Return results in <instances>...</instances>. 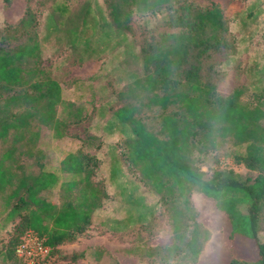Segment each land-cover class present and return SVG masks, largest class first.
Returning <instances> with one entry per match:
<instances>
[{
    "label": "trees",
    "instance_id": "16d2710c",
    "mask_svg": "<svg viewBox=\"0 0 264 264\" xmlns=\"http://www.w3.org/2000/svg\"><path fill=\"white\" fill-rule=\"evenodd\" d=\"M104 3L119 31L128 30L134 8L149 13L164 10L163 24L173 29L150 34L141 42V73L131 75L118 93L125 101L112 113L126 132L119 133L121 146L111 141L104 155L110 156L112 180L117 162L123 165L133 198L129 202L136 203L137 189L146 186L153 200L144 204L154 210L156 204L157 209L161 205L167 212L172 242L163 247L157 264H190L202 251L209 233L196 220L193 192L212 199L228 217L233 246L227 264H264V240L259 237L264 232V126L259 123L264 119V81L259 100L249 106L240 101V88L227 95L218 93L223 75L213 65L202 69L205 59L230 46L225 15L230 1L205 0L204 5L192 0ZM51 9L62 16L66 6L54 0ZM36 24L35 12L26 5L15 22L0 21V141L12 140L0 153V198L9 206L5 218L12 222L17 217L4 245V257L15 255L23 233L31 230L49 248L46 261L57 245L85 230L92 212L106 198L104 188L91 179L101 163L96 152L104 140L101 146L95 145V155L76 149L65 153L57 164L46 159L38 147L42 130H48L52 140H59L83 114L43 67ZM148 120H154L155 126ZM105 124V133L112 134L110 123ZM226 143L231 145L225 151L227 158L243 167L247 176L241 177L214 156L205 169L199 166ZM23 157L32 160L34 173L24 171ZM55 184L57 202L41 195ZM113 189L117 192L118 187ZM64 255L67 264L81 256Z\"/></svg>",
    "mask_w": 264,
    "mask_h": 264
},
{
    "label": "rangeland",
    "instance_id": "374dc122",
    "mask_svg": "<svg viewBox=\"0 0 264 264\" xmlns=\"http://www.w3.org/2000/svg\"><path fill=\"white\" fill-rule=\"evenodd\" d=\"M55 1H63L66 6L62 16L52 11L54 0H0V21L4 19L8 23L15 22L25 5L35 12V31L40 42L42 65L59 82L69 99L82 109L81 121L70 124L59 140H52L49 131L42 130L38 147L44 151L46 159H52L57 164L65 153L76 149L95 155V145L99 143L98 147L101 146L103 140L105 147L101 149L104 155L106 146L109 148L111 141L121 146L123 137L119 133L126 130L123 131L118 120L112 116L113 111L125 101L118 93L131 80L132 74L141 73L138 54L141 42L150 34L173 29H168L163 24L165 11L162 9L149 13L144 9L134 8L130 14L128 30L119 31L111 23L104 0ZM192 1L198 5L205 4V0ZM229 1L225 15L228 20L226 38L230 46L205 59L202 69L213 65L222 73L223 77L217 85L220 95H227L233 88H240V101L253 106L259 100L264 81L262 0ZM54 24L59 26L55 27ZM74 79L78 81L73 82ZM148 122L152 126L156 124L154 120ZM105 123H110L112 134L105 133ZM259 123L264 126V119H260ZM11 141L10 137L0 141V153ZM230 146L226 143L214 154L207 155L199 164L201 169H205L204 165L209 157L214 156L220 160V164L231 167L241 177L247 176L249 173L243 167L234 165L227 158L225 151ZM237 149L241 151L242 146ZM109 158L110 156H106L107 164ZM21 161L26 166L25 172H35L30 158L23 157ZM102 171L98 164L91 179L98 181L105 190ZM62 177L60 175L59 181ZM143 192L148 193L146 201L151 203L153 198L146 186L143 187ZM7 193L8 190H5L4 194ZM41 195L57 202V184L43 190ZM191 199L196 220L208 231L209 237L196 261L190 264H227L233 246L229 237L230 224L227 215L215 207L212 199L200 193L193 192ZM1 200L0 198V264H21L15 255L11 254L7 258L3 255L4 245L17 217L12 222L5 218L9 206L3 205ZM142 202L138 199L136 203L127 202V207H116L112 213L119 220L111 221L110 227L124 228L125 225L132 226L137 221L147 220L153 214L154 207ZM259 237L264 240V232L261 231ZM107 238L109 244L106 243L105 247L107 246L112 255L116 254L121 264H137V252L138 263L143 261V264H157L163 247L172 242L167 212L160 205L146 225L134 226L121 235L108 234ZM128 250L134 251L130 252L132 255H129ZM246 252H250V247ZM100 253L108 256L103 264L116 263L112 258L114 255L111 257L108 251L100 250ZM64 256L67 255L54 249L53 254L43 264H67Z\"/></svg>",
    "mask_w": 264,
    "mask_h": 264
},
{
    "label": "crops",
    "instance_id": "0c3cea01",
    "mask_svg": "<svg viewBox=\"0 0 264 264\" xmlns=\"http://www.w3.org/2000/svg\"><path fill=\"white\" fill-rule=\"evenodd\" d=\"M253 1V0H252ZM255 2V1H254ZM252 2V4L254 3ZM262 14L264 15V0H262ZM257 4V3H256ZM262 15V16H263ZM105 147V144H102V148ZM112 148V147H111ZM105 150V149H104ZM97 158L101 160L100 170L102 171V178L105 185L106 198L103 200L101 206L96 209L91 217L90 223L85 228L84 231L77 234L76 237L71 241L62 242L57 245L56 248L62 252V254H70V253H80L81 256L78 257L74 262L70 264H103L104 260L108 257L105 254H101L100 250L108 251L110 256L112 255L107 248L105 247L106 243L109 244L107 235H121L126 231H129V225H125L124 228L120 227H110V222L113 220H119L118 216H114L112 211L113 208L125 207L126 203L132 200L133 198L129 195V191L127 188L128 177L126 175V171L119 162L118 170H116V175L114 176V180L110 178L111 173L109 172L107 164V159L102 152V149L96 152ZM118 187L117 192L114 191V187ZM150 194V193H149ZM138 198L145 202L148 193L143 192V186L137 189ZM127 207V206H126ZM157 204L155 206V210L157 209ZM154 210V211H155ZM145 221H137L133 226H140ZM115 257H114V256ZM113 259L116 264H121L119 258H117L116 254L113 253ZM132 255V254H129ZM139 258L137 256V264Z\"/></svg>",
    "mask_w": 264,
    "mask_h": 264
},
{
    "label": "built area",
    "instance_id": "2783aa9c",
    "mask_svg": "<svg viewBox=\"0 0 264 264\" xmlns=\"http://www.w3.org/2000/svg\"><path fill=\"white\" fill-rule=\"evenodd\" d=\"M49 248L33 231L26 230L15 247V255L23 264H43Z\"/></svg>",
    "mask_w": 264,
    "mask_h": 264
}]
</instances>
